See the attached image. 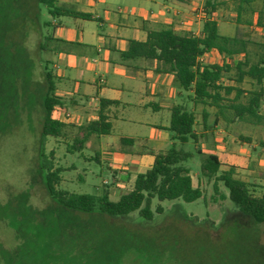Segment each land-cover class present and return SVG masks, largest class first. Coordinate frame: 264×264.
I'll return each instance as SVG.
<instances>
[{"label":"rangeland","instance_id":"rangeland-1","mask_svg":"<svg viewBox=\"0 0 264 264\" xmlns=\"http://www.w3.org/2000/svg\"><path fill=\"white\" fill-rule=\"evenodd\" d=\"M218 3L213 16L218 35L236 41L239 63L245 59L254 63L264 50V7L259 0L248 5L238 0ZM52 19L36 0H0V264H264V224L253 225L238 215L221 183H215L216 194L212 188L215 177L232 168L233 179L246 184L253 197H264V100L259 122H237L224 106L194 105L191 92L176 88L174 101L155 104L193 114L196 143L180 146L166 140V135L171 138L163 130L168 124L166 108L157 113L118 109L110 120L108 138L92 137L80 152L73 151V139L81 137L76 130L62 139L40 134L44 74L64 71L56 60L64 53L45 40L54 32ZM217 59L214 54L212 62ZM111 61L119 60L112 55ZM54 63L58 70L52 68ZM233 76L231 69L222 85L227 87ZM235 86L244 92L240 102H245L253 87L246 79ZM132 118L160 127L157 144L150 143L148 127L128 122ZM121 137L144 139L147 149L163 153L175 144L176 150L188 155L181 167L199 189L200 199L191 204L153 200L152 218L146 222L137 213L110 219L67 211L48 197L44 178L57 169L61 170L57 191L96 197L105 189L112 203L129 193L139 173L132 170L131 183L128 178L124 182L125 177L107 170L99 149H120ZM209 156L221 167L207 179L200 167Z\"/></svg>","mask_w":264,"mask_h":264},{"label":"trees","instance_id":"trees-1","mask_svg":"<svg viewBox=\"0 0 264 264\" xmlns=\"http://www.w3.org/2000/svg\"><path fill=\"white\" fill-rule=\"evenodd\" d=\"M36 3L46 8L51 17L62 13L65 17L87 19L83 15L59 12L53 8L52 0H36ZM261 5L264 7V0H261ZM218 6V0H203V13L207 18L202 24L198 38L175 32L168 27H160L157 31L147 33L143 43L129 42L126 51L119 54V59L122 63L134 60L160 63L173 75L177 89L192 93L194 103L207 104L214 108L226 103L225 110L231 112L237 122H259L261 117L258 110L264 98V50L254 63H249L247 59L243 63H237L233 69L235 80H227L238 85L246 79L253 87L247 94L245 102L241 103L240 99L244 92L221 85L223 77L231 72V69L223 64L224 59L238 56L239 51L234 48L236 46L234 39L218 35L217 25L212 18ZM242 47L243 45L241 49ZM210 53L221 59L219 64L212 66L197 64L199 58ZM52 80L49 74H44L46 93L42 100L43 119L40 134L44 138L62 139L74 127L52 119L54 109L61 107V101L54 96ZM232 94L233 99L227 100ZM233 104L236 105L231 106ZM113 105L114 103L110 102H99L100 111H103V106L106 108ZM194 122L193 114L186 113L180 107L172 108L167 128L171 141L180 146L189 141L196 143ZM75 129L81 135L78 140H73L71 146L76 152L82 150L88 138L98 139L110 133V126L103 113H98L96 122ZM121 143L123 144V141ZM187 159V154L176 150L175 144H171L166 152L153 156L149 170L137 175L131 191L120 196L115 203L109 201V194L105 189L96 197L57 191L55 187L60 181L58 175L61 173L58 169L50 170L45 176L44 188L48 197L67 211L110 219H124L130 214L137 213L142 220L149 222L152 218L150 206L153 200L158 203L179 201L191 204L200 199L199 189L193 187L188 171L181 167ZM95 160L98 161L96 157ZM220 167L216 158L209 156L200 167V174L210 179L217 174ZM232 177V168L215 177L212 187L214 194L217 193L215 183H221L227 193V201L238 215L248 219L253 225L264 224V197H253L246 184ZM155 213L160 215L162 211L157 208Z\"/></svg>","mask_w":264,"mask_h":264},{"label":"crops","instance_id":"crops-1","mask_svg":"<svg viewBox=\"0 0 264 264\" xmlns=\"http://www.w3.org/2000/svg\"><path fill=\"white\" fill-rule=\"evenodd\" d=\"M52 1L53 8L59 12L87 17V19H78L65 17L62 13H58L50 24L54 32L50 37L45 38L48 43L55 45L60 53H64L56 59L57 64L64 71L59 75L51 76L53 77L54 96L61 101V107L56 110H59L62 115L57 113L53 118H57L58 122L65 121V125L74 127L70 130L73 131L76 130L75 128H82L96 122L98 113H103L111 131L110 120L118 109L137 113H145L150 109L151 112L157 113L162 108H166L169 121V112L175 106L167 105L160 108L155 101H174L178 94L173 75L155 61L134 60L122 63L119 54L126 51L129 42L143 43L147 33L160 27H168L175 32L198 38L202 24L207 18L203 13V0ZM250 1L238 0L239 3L246 5ZM259 1L261 3V0ZM55 18H61V20H54ZM95 23L97 27L93 26ZM215 23L218 30L217 21ZM113 28L116 29L115 34L110 32H114ZM112 55H116L119 61L112 62ZM213 57L214 53L202 57L200 65L204 62L207 65L202 66L219 64L221 59L217 57V61L212 62ZM240 58L241 56H236L224 59L223 64L234 69L235 65L240 62ZM53 61L55 60L52 59ZM52 68L58 70L56 63L52 65ZM66 71L69 73L68 77L65 75ZM109 71H111L112 78L109 76ZM113 77H118V81L115 82ZM227 82L229 83L228 88L240 90L234 82ZM233 97L234 94L227 100L230 101ZM101 101L114 103V105L106 108L103 106V111H100L99 102ZM195 104L214 108L198 102ZM220 105L225 106L226 103ZM128 122L132 125L148 127L152 139L150 143L157 144L160 127L133 118L128 119ZM167 128L168 124L163 130L167 132ZM108 137L109 135L93 139L103 141ZM91 138H88L84 145ZM165 138L167 141L171 139L167 135ZM127 141L132 143H127ZM117 142L122 149L99 147L103 152L101 158L108 162L109 172L119 173V176L125 177L124 182L128 178V183H131L128 173L135 170L139 173L137 175L144 174L149 170L153 156L163 153L147 149L145 145L149 142L144 139L121 137ZM142 168H144L143 171H141ZM114 182L120 183L118 180Z\"/></svg>","mask_w":264,"mask_h":264},{"label":"built area","instance_id":"built-area-1","mask_svg":"<svg viewBox=\"0 0 264 264\" xmlns=\"http://www.w3.org/2000/svg\"><path fill=\"white\" fill-rule=\"evenodd\" d=\"M197 64H200L201 62H202V58H199L197 61ZM57 109V108H56ZM56 109H54V112L52 113V119L54 120V121H56V122H58L55 118H53L55 115H57V113L59 114V115H61V113H60V111L59 110H56ZM62 116V115H61ZM56 117V116H55ZM65 121H63V122H59V123H64Z\"/></svg>","mask_w":264,"mask_h":264}]
</instances>
